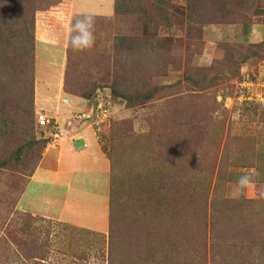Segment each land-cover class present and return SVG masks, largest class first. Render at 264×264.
<instances>
[{
	"label": "rangeland",
	"instance_id": "374dc122",
	"mask_svg": "<svg viewBox=\"0 0 264 264\" xmlns=\"http://www.w3.org/2000/svg\"><path fill=\"white\" fill-rule=\"evenodd\" d=\"M107 4L0 0V264H109L112 244L119 264H264V0ZM77 14L92 49L70 47ZM83 127L124 218L44 205V151Z\"/></svg>",
	"mask_w": 264,
	"mask_h": 264
},
{
	"label": "crops",
	"instance_id": "0c3cea01",
	"mask_svg": "<svg viewBox=\"0 0 264 264\" xmlns=\"http://www.w3.org/2000/svg\"><path fill=\"white\" fill-rule=\"evenodd\" d=\"M95 1H98L100 6L97 7L94 5L93 10L100 11L103 8L102 4L105 5L107 2L108 4L104 6L107 8L105 11L114 10V0H111V2H109V0ZM88 2H91V0H88ZM90 5H93V3H90ZM69 101L71 100H68L67 105ZM55 122L57 124V121ZM79 129L77 132L73 131V133L69 135L73 136V138H70V141L64 147L56 148L57 150L50 145L46 147L44 156L41 159V166L51 171V174L49 179L46 175V178L40 180V187L38 190L43 192L45 188L51 189L49 191L51 194L44 193L47 197L44 199L46 200L44 201V205L46 206L51 205L57 200L55 195L62 193L70 195L75 192L74 195L76 194V199L73 204L67 206L68 210L66 207L64 208V202V204L55 208L57 209L55 214H58V210H62V215H64V213L70 214V220H72V218H77L81 225L82 223L89 225L88 218H84L85 215L90 212L89 209L92 208L93 210L96 207H101L105 215L109 214L111 188H104V181L109 175L111 166L110 160L106 158L103 148L98 143H95L96 141L93 136H97V133L94 128L83 127ZM91 129H93V131ZM48 134L51 137H56L61 136L62 132L60 133V131L56 129L55 131L49 130ZM93 142L94 146L92 145ZM101 160H103V162H101ZM84 174H86V177H82ZM92 184H95L93 185L95 187H89ZM41 195L43 198L44 195ZM52 206L55 207V204H52Z\"/></svg>",
	"mask_w": 264,
	"mask_h": 264
},
{
	"label": "clouds",
	"instance_id": "9594fccd",
	"mask_svg": "<svg viewBox=\"0 0 264 264\" xmlns=\"http://www.w3.org/2000/svg\"><path fill=\"white\" fill-rule=\"evenodd\" d=\"M77 15L80 18L75 19V22L71 26L72 35L70 36V41H69L70 47L73 50H77V51L92 49L95 46V42H96L94 16L92 14H77ZM106 88L108 89V91H110L108 87H104L102 90ZM110 95H111V91H110ZM104 107L106 109L105 113L109 112L108 106H104ZM96 109L103 110L104 108L103 107L98 108L97 106ZM92 112L94 111L91 112L89 111L86 113L83 112L80 115L82 116V119L85 121L87 120L93 121V117L91 115ZM99 112L102 113L101 111ZM88 114H90L91 116L88 117L87 116ZM249 182L250 181L248 176H242L239 180V183L241 185H247Z\"/></svg>",
	"mask_w": 264,
	"mask_h": 264
},
{
	"label": "trees",
	"instance_id": "16d2710c",
	"mask_svg": "<svg viewBox=\"0 0 264 264\" xmlns=\"http://www.w3.org/2000/svg\"><path fill=\"white\" fill-rule=\"evenodd\" d=\"M120 6V5H119ZM251 26V25H250ZM250 26L249 25H247V26H245V29L247 30V31H249V29H250ZM104 87H108L107 85H101V86H99L98 88H97V90H100V89H103ZM110 88V87H109ZM110 91H111V95L114 97L115 96V94L116 95H118V93H117V90H115L114 88H110L109 89ZM93 97V99H92V101H93V103H96V102H98L99 101V98H98V93L96 92H93V94L91 95V98ZM21 150H19L18 151V153L16 154V153H14V155H13V157H12V160L13 161H15L16 163H19L18 161H20V158H23V155H24V151L22 150L23 149V147L22 148H20ZM15 152H17V150L15 151ZM24 159V158H23ZM8 163V162H7ZM7 163H5L6 165H7ZM45 175V174H44ZM43 175V176H44ZM44 178V177H43ZM137 191H139V190H137ZM129 208V207H128ZM117 209V210H116ZM110 216L112 217V219L114 218V219H117V220H119L121 217H126L125 215H123L122 214V216H121V214H120V212H119V210H118V208H111L110 209ZM140 215H139V213H137V217H139ZM113 242V241H112ZM112 247V248H111ZM110 247V250H109V254L111 255L110 256V261H109V264H119V261H120V256H121V254H118L117 253V251L115 250V246L112 244V246ZM117 247V246H116ZM41 264H46L45 262H41Z\"/></svg>",
	"mask_w": 264,
	"mask_h": 264
},
{
	"label": "built area",
	"instance_id": "2783aa9c",
	"mask_svg": "<svg viewBox=\"0 0 264 264\" xmlns=\"http://www.w3.org/2000/svg\"><path fill=\"white\" fill-rule=\"evenodd\" d=\"M103 106H98V108H102ZM104 111V109L101 111V112H103ZM105 111H106V109H105ZM85 115V114H84ZM86 116V115H85ZM88 117H90V114H88L87 115Z\"/></svg>",
	"mask_w": 264,
	"mask_h": 264
}]
</instances>
